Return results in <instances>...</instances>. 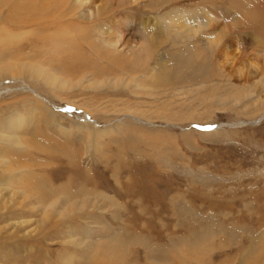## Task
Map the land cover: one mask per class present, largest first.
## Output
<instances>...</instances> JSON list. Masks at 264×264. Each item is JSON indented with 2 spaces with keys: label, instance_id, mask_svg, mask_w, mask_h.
Returning a JSON list of instances; mask_svg holds the SVG:
<instances>
[{
  "label": "rangeland",
  "instance_id": "374dc122",
  "mask_svg": "<svg viewBox=\"0 0 264 264\" xmlns=\"http://www.w3.org/2000/svg\"><path fill=\"white\" fill-rule=\"evenodd\" d=\"M241 3L264 19L0 0V264H264V29Z\"/></svg>",
  "mask_w": 264,
  "mask_h": 264
},
{
  "label": "bare ground",
  "instance_id": "6f19581e",
  "mask_svg": "<svg viewBox=\"0 0 264 264\" xmlns=\"http://www.w3.org/2000/svg\"><path fill=\"white\" fill-rule=\"evenodd\" d=\"M248 2H250V1H248ZM247 3V2H246ZM236 5H238V4H236ZM241 6L244 8V9H242L244 12H246V14H248L249 15V19L252 21V22H254L258 27H260L261 29H264V19L263 18H260V17H258V16H256L252 11H251V6H249V5H246L245 3H241ZM181 25H187L188 26V22H186V23H184V22H181L180 23ZM68 27V26H67ZM198 27V26H197ZM201 26H199V28H200ZM68 28H70V27H68ZM192 28V27H191ZM71 29V28H70ZM82 31V30H81ZM80 31V32H81ZM86 32H88V31H86ZM83 33H84V31H83ZM79 34V33H78ZM82 35V34H81ZM83 36V35H82ZM221 36H219L218 38H220ZM87 38V36L85 37V36H83V39H86ZM222 39H223V37H222ZM88 40H91V41H93L92 39H88ZM216 40H218V39H216ZM222 41V40H221ZM94 42V41H93ZM217 43V42H216ZM218 43H220L219 42V40H218ZM222 46H224V48H222L223 50H221L220 51V54H222L226 59L229 57V52L227 51L228 50V44H226L225 43V45H222ZM114 53V52H113ZM113 53L112 52H109V51H107L106 52V54L105 55H103V57H105V59H107L109 62H112V63H115L116 61H115V56L113 55ZM153 53H154V48L152 47V43H150V47L146 50V52H145V56H146V60H144L143 58H141L140 60H138V62L139 63H146V61L150 58V56L151 55H153ZM120 58H119V61H120V63L121 64H125V62H124V59H123V57L121 56V55H118ZM230 58V57H229ZM100 65H102V64H100ZM102 67H104V66H102ZM106 67V66H105ZM112 67V66H111ZM110 68V67H109ZM108 69V68H107ZM110 70V69H109ZM127 70V69H126ZM15 73V72H14ZM14 78L16 77V73L14 74V75H12ZM25 87V86H24ZM34 89V88H33ZM35 92V91H34ZM44 98V97H43ZM224 123H222V124H219V125H217L216 127H221V126H224L223 125ZM214 128H215V126H214ZM3 135H7V139L8 140H11V141H14V140H16L17 138H15L16 136H15V134L14 133H9V134H3ZM17 135V134H16ZM21 163V162H20ZM16 166V165H15ZM9 167V166H8ZM10 168V167H9ZM14 170V168L13 167H11L10 168V171H13ZM32 185V184H31ZM50 196V195H49ZM45 197V196H44ZM69 259L70 258H67V261H69ZM259 259V258H258Z\"/></svg>",
  "mask_w": 264,
  "mask_h": 264
},
{
  "label": "water",
  "instance_id": "95a60500",
  "mask_svg": "<svg viewBox=\"0 0 264 264\" xmlns=\"http://www.w3.org/2000/svg\"><path fill=\"white\" fill-rule=\"evenodd\" d=\"M264 117V116H263ZM257 121H254L253 123H256Z\"/></svg>",
  "mask_w": 264,
  "mask_h": 264
}]
</instances>
